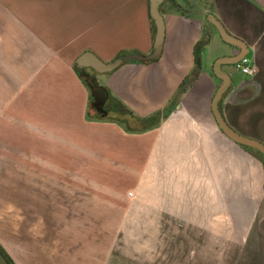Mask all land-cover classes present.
Listing matches in <instances>:
<instances>
[{"label": "crops", "instance_id": "crops-1", "mask_svg": "<svg viewBox=\"0 0 264 264\" xmlns=\"http://www.w3.org/2000/svg\"><path fill=\"white\" fill-rule=\"evenodd\" d=\"M159 11L164 37L156 59L122 61L102 74L84 65L104 92L99 112L76 61L84 54L103 63L150 55L155 31L149 0H0V127L34 126V108L22 104L34 95V64H74L86 123L111 128L119 137L161 132L154 157L174 161L159 168L174 169L172 177L189 176L179 160L196 171V158L210 154L200 145L216 136L211 123L228 138L211 108L221 83L215 61L241 55L255 72L247 75L235 63H221L230 84L219 109L237 133L264 144V0H162ZM213 18L242 47L225 42ZM190 72L192 83L176 95ZM87 111L93 117L86 119ZM111 114L121 121L105 118ZM165 136L172 143H165ZM30 170L77 175L59 167ZM226 172L224 167L216 173L221 183L208 187L160 182L117 190L111 184L48 182L42 186L46 205L73 211L45 219L4 217L0 244L15 264H264V175L247 198L240 180L226 185ZM82 208L91 214L83 215Z\"/></svg>", "mask_w": 264, "mask_h": 264}, {"label": "rangeland", "instance_id": "rangeland-1", "mask_svg": "<svg viewBox=\"0 0 264 264\" xmlns=\"http://www.w3.org/2000/svg\"><path fill=\"white\" fill-rule=\"evenodd\" d=\"M33 66L34 95L28 101L24 97L22 104L25 106L28 103L34 108L31 120L34 126L0 127V225L4 217L45 219L46 216L70 214L73 209L46 205V191L42 190V186L58 180L61 183L111 184L117 190L160 182H193L208 187L213 182L221 183L216 173L227 167L224 177L227 186L240 180L247 198L252 192L256 194L254 190L264 175L262 154L225 138L215 128L214 122L211 123L216 135L214 140H209L208 146L200 145L202 152L210 154H206L205 159L196 158V171L193 173L187 170L188 161L180 159L184 171L191 175L172 177L168 174L174 169L159 167L161 163H173V158L169 156L171 160H162L154 157L161 148V132L154 130L145 136L119 137L111 128L107 130L105 126L86 123L80 111L78 80H75L79 77L74 75L75 65L36 63ZM90 117L93 116L87 111L85 118ZM105 118L121 121L113 114ZM164 139L165 143H172L171 136ZM194 151H197V147L192 149ZM189 163L191 166L192 161ZM206 164L213 176L206 173ZM51 167L71 169L67 172L73 170L77 175L44 176L31 174L30 170ZM95 170H98V175H95ZM132 193L128 192L127 196L130 197ZM80 210L83 215L91 214V209ZM121 210V207L115 208L114 215L121 214ZM0 264H6L1 256Z\"/></svg>", "mask_w": 264, "mask_h": 264}, {"label": "water", "instance_id": "water-1", "mask_svg": "<svg viewBox=\"0 0 264 264\" xmlns=\"http://www.w3.org/2000/svg\"><path fill=\"white\" fill-rule=\"evenodd\" d=\"M162 0H149V13L150 16L153 19L154 25H155V35H154V41H153V52L150 55H139V54H129V55H122L116 59H114L110 63H103L96 57L91 56L90 54H84L80 56L76 61V69L82 77V79L91 87V90L93 92V102L92 106L95 107L97 111L100 112L99 107L103 101L104 98V92L102 90V87L97 83L95 77H91L86 75L84 71V65L89 64L92 66L95 71L98 74H102L108 71L113 70L119 63L122 61H128V60H154L156 59L162 49L163 44V37H164V26H163V18L159 11V4ZM213 23L216 26V29L220 35V37L227 43H229L232 46H240L242 47V42L237 39L236 37L231 36L229 33H227L222 25L216 20L212 19ZM245 56H237V57H231L229 60L228 58H219L215 61L214 67L216 73H218L219 77L221 78V83L215 90V93L211 100V108L212 112L214 114V117L216 119V122L218 124V127L220 130L233 142L241 145V146H247L251 147L253 149H256L259 151L263 156L264 161V144L261 142H258L254 139L245 137L239 133H237L232 127H230L227 122L224 120L222 113L219 109V100L222 96V94L226 91L230 84V78L228 73L224 72L220 65L224 61H230L231 63H237L239 60H241Z\"/></svg>", "mask_w": 264, "mask_h": 264}, {"label": "trees", "instance_id": "trees-1", "mask_svg": "<svg viewBox=\"0 0 264 264\" xmlns=\"http://www.w3.org/2000/svg\"><path fill=\"white\" fill-rule=\"evenodd\" d=\"M151 21H152V30L154 32L155 31V26L153 24V20L152 19H151ZM193 75H194L193 72H190L188 75H186V77L182 80V82L178 86V89L176 91V95L177 94H181L182 92H184L188 88V86H190V84L192 83ZM0 256L4 259V261L6 262V264H15L14 261L7 254V252L2 247L1 244H0Z\"/></svg>", "mask_w": 264, "mask_h": 264}, {"label": "built area", "instance_id": "built-area-1", "mask_svg": "<svg viewBox=\"0 0 264 264\" xmlns=\"http://www.w3.org/2000/svg\"><path fill=\"white\" fill-rule=\"evenodd\" d=\"M235 66L238 70L247 75H251L255 72V67L250 65L249 58L247 57H243L241 60L235 63Z\"/></svg>", "mask_w": 264, "mask_h": 264}]
</instances>
